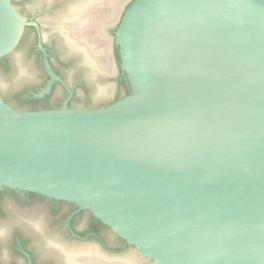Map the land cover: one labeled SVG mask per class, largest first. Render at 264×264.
<instances>
[{
    "label": "water",
    "instance_id": "water-1",
    "mask_svg": "<svg viewBox=\"0 0 264 264\" xmlns=\"http://www.w3.org/2000/svg\"><path fill=\"white\" fill-rule=\"evenodd\" d=\"M30 1L50 10L61 57L82 58L67 80L84 77L90 99L75 103L111 100L117 68L101 31L129 0ZM30 25L0 0V58ZM114 43L130 93L113 104L70 108L46 59L36 98L57 81L59 108L0 98V190L73 204L152 264H264V0H133ZM4 80L14 98L43 76L26 59ZM50 241L70 263L104 264L95 248Z\"/></svg>",
    "mask_w": 264,
    "mask_h": 264
},
{
    "label": "flooded vegetation",
    "instance_id": "flooded-vegetation-1",
    "mask_svg": "<svg viewBox=\"0 0 264 264\" xmlns=\"http://www.w3.org/2000/svg\"><path fill=\"white\" fill-rule=\"evenodd\" d=\"M11 2L22 17L34 25L26 26L17 46L10 53L0 58V98L5 103L14 108L13 94L11 97L7 95L6 90L9 83L6 84L4 77L13 80V73H17L19 65L26 59L35 60L43 76V82L39 86L24 93L26 98L31 96L32 99L42 100L47 96H52L53 87L65 91L62 84L55 81L48 94L42 98H36V95L45 88L49 81V76L44 67V59L47 60L52 71L72 91V97L68 102V106L70 105L71 108L89 110L106 107L124 98L130 92L126 76L119 66V53L118 47L114 43V33L124 12L133 0L126 3L118 21L112 28L105 32L101 31L102 36L112 42V54L117 68L114 81L118 93L108 101L84 102L87 105L75 103L76 99L81 97L80 94L87 100L90 99V86L87 80L82 76L74 83L67 80L68 72L71 73L76 69L81 71L82 58L79 54H76L72 59L61 57L62 38L47 34L48 29L44 26L45 18L50 10L37 9L30 0H11ZM40 48H43L44 51H41ZM66 97L67 93L61 104ZM48 109L54 108L49 105L37 110ZM0 222L11 224L9 232L7 229H4V232L0 231V264H13V254L20 264H73L60 251L59 244L50 240L70 241L80 246L95 248L104 264H126L125 259L131 254L138 257L131 264H152L145 260L132 246L114 235L109 228L94 219L87 211L78 210L73 204L49 200L32 193L2 188L0 190Z\"/></svg>",
    "mask_w": 264,
    "mask_h": 264
},
{
    "label": "trees",
    "instance_id": "trees-1",
    "mask_svg": "<svg viewBox=\"0 0 264 264\" xmlns=\"http://www.w3.org/2000/svg\"><path fill=\"white\" fill-rule=\"evenodd\" d=\"M116 56L118 59V53L116 52ZM43 86V85H42ZM55 87H53L54 91ZM63 91V96L61 99H59L56 102H50L51 96H47L46 98L40 100V99H32L31 96H28L27 98L24 97V94H19L14 96L13 100V107L16 111H24V110H37L43 106H49L52 105L54 109H57L60 107L62 99L65 97L66 93L64 90ZM130 92L126 94L129 95ZM120 100V99H119ZM87 105V104H84ZM70 107V105H69ZM71 108V107H70Z\"/></svg>",
    "mask_w": 264,
    "mask_h": 264
}]
</instances>
